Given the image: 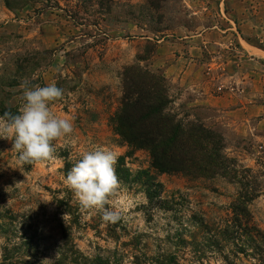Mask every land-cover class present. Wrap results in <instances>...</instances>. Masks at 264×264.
<instances>
[{
    "label": "rangeland",
    "instance_id": "374dc122",
    "mask_svg": "<svg viewBox=\"0 0 264 264\" xmlns=\"http://www.w3.org/2000/svg\"><path fill=\"white\" fill-rule=\"evenodd\" d=\"M134 64L165 79L172 113L220 135L222 154L252 171L249 224L264 231V0H0V115L19 113L22 82L55 83L64 95L50 108L74 124L53 159L31 165L0 139V264H226L203 249L202 222L231 218L234 185L158 173L114 130ZM94 146L118 155L115 223L65 184ZM232 247L230 264H261Z\"/></svg>",
    "mask_w": 264,
    "mask_h": 264
},
{
    "label": "trees",
    "instance_id": "16d2710c",
    "mask_svg": "<svg viewBox=\"0 0 264 264\" xmlns=\"http://www.w3.org/2000/svg\"><path fill=\"white\" fill-rule=\"evenodd\" d=\"M122 70V96L112 117L116 134L129 147L148 153L158 173L181 175L190 181L221 179L234 185L231 218L216 228L202 222L207 237L203 249L221 251L223 261L230 264L223 249L231 244L235 254L253 253L264 264V231L249 224L248 206L256 196L252 171L222 154L220 135L198 121H182L170 111L172 101L163 77L138 64Z\"/></svg>",
    "mask_w": 264,
    "mask_h": 264
},
{
    "label": "clouds",
    "instance_id": "9594fccd",
    "mask_svg": "<svg viewBox=\"0 0 264 264\" xmlns=\"http://www.w3.org/2000/svg\"><path fill=\"white\" fill-rule=\"evenodd\" d=\"M23 105L19 113L10 110L0 115V139L12 142L11 151L22 165L51 160L56 153L54 141L74 132L71 119L57 116L50 104L63 99L64 90L55 83L46 86L21 83ZM117 153L106 146H94L80 154L66 174L65 184L80 207L98 211L104 222L123 218L120 211L107 207L121 187L116 174Z\"/></svg>",
    "mask_w": 264,
    "mask_h": 264
}]
</instances>
